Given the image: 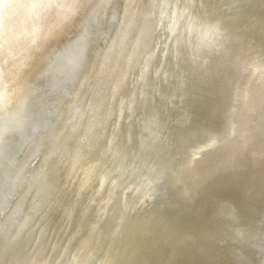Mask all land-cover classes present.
Listing matches in <instances>:
<instances>
[{
    "label": "bare ground",
    "instance_id": "6f19581e",
    "mask_svg": "<svg viewBox=\"0 0 264 264\" xmlns=\"http://www.w3.org/2000/svg\"><path fill=\"white\" fill-rule=\"evenodd\" d=\"M241 169L264 0H0V264H264Z\"/></svg>",
    "mask_w": 264,
    "mask_h": 264
},
{
    "label": "rangeland",
    "instance_id": "374dc122",
    "mask_svg": "<svg viewBox=\"0 0 264 264\" xmlns=\"http://www.w3.org/2000/svg\"><path fill=\"white\" fill-rule=\"evenodd\" d=\"M180 104L178 105L179 109L184 107L183 104H181V105ZM231 171L232 170L224 172L226 175H229L227 180H226V184L229 183L228 185H230L231 187H235L236 189H239V191H241V193H262V192L264 193V178H262L261 174L255 173L257 170L253 171V170L241 169V171H239V173L237 171L236 172L235 171L231 172ZM240 172H241V174H240ZM237 174H240V176ZM257 178L261 179V182L258 183L260 185L259 187L257 186V183H255V181H254ZM253 183H254L255 187L253 186ZM161 195L164 196L165 193H162Z\"/></svg>",
    "mask_w": 264,
    "mask_h": 264
},
{
    "label": "clouds",
    "instance_id": "9594fccd",
    "mask_svg": "<svg viewBox=\"0 0 264 264\" xmlns=\"http://www.w3.org/2000/svg\"><path fill=\"white\" fill-rule=\"evenodd\" d=\"M188 34H189V39L195 38L197 42H203L207 38V34L205 30L197 24L190 25Z\"/></svg>",
    "mask_w": 264,
    "mask_h": 264
}]
</instances>
